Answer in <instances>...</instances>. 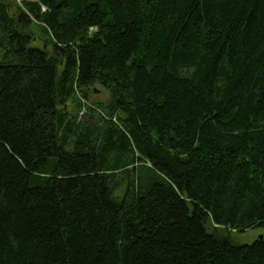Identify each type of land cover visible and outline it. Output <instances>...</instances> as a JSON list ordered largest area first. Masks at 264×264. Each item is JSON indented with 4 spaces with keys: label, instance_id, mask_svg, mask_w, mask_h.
<instances>
[{
    "label": "trees",
    "instance_id": "trees-1",
    "mask_svg": "<svg viewBox=\"0 0 264 264\" xmlns=\"http://www.w3.org/2000/svg\"><path fill=\"white\" fill-rule=\"evenodd\" d=\"M0 48V264H264L230 236L264 230V0H0Z\"/></svg>",
    "mask_w": 264,
    "mask_h": 264
},
{
    "label": "rangeland",
    "instance_id": "rangeland-1",
    "mask_svg": "<svg viewBox=\"0 0 264 264\" xmlns=\"http://www.w3.org/2000/svg\"><path fill=\"white\" fill-rule=\"evenodd\" d=\"M4 1L8 3H13L15 1L19 2V0H4ZM34 30L37 34L40 33V31L36 29ZM37 45L42 47L43 42L40 40H37ZM2 56H3V50L0 48V61L2 59ZM87 92L90 97L88 101L89 103L101 104L103 106H106L107 104L112 102L111 93L107 89L101 87L100 85H95L91 87ZM80 100H84V98L80 96ZM77 102L78 101L76 99H73V101H71V103L69 104V108L71 109L72 112H77V108H76ZM82 102L84 103L85 101H82ZM122 182L125 184L127 180L124 179ZM125 190L126 189H123L122 191H120L119 195L120 196L123 195V193H125ZM226 234H229L228 230ZM263 234H264V230L262 228H257V229L248 230L246 232H231L230 236H231L232 242L236 245H250L254 243L255 240L260 238Z\"/></svg>",
    "mask_w": 264,
    "mask_h": 264
},
{
    "label": "water",
    "instance_id": "water-1",
    "mask_svg": "<svg viewBox=\"0 0 264 264\" xmlns=\"http://www.w3.org/2000/svg\"><path fill=\"white\" fill-rule=\"evenodd\" d=\"M262 237V236H261Z\"/></svg>",
    "mask_w": 264,
    "mask_h": 264
}]
</instances>
